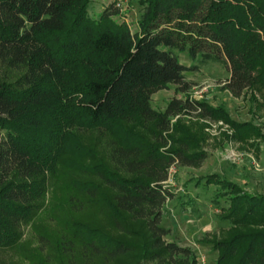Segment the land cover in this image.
I'll return each instance as SVG.
<instances>
[{"label":"trees","instance_id":"obj_1","mask_svg":"<svg viewBox=\"0 0 264 264\" xmlns=\"http://www.w3.org/2000/svg\"><path fill=\"white\" fill-rule=\"evenodd\" d=\"M93 1L0 0V249L31 264H196L161 226L170 168L206 159L179 121H230L188 96L157 111L152 96L188 92L178 52L221 64L233 97L253 90L264 104V0H140L136 32L114 6L92 17ZM230 124L238 140L261 136ZM200 184L226 199L223 220L264 225V196L216 175ZM212 244L215 264H264V231Z\"/></svg>","mask_w":264,"mask_h":264},{"label":"rangeland","instance_id":"obj_2","mask_svg":"<svg viewBox=\"0 0 264 264\" xmlns=\"http://www.w3.org/2000/svg\"><path fill=\"white\" fill-rule=\"evenodd\" d=\"M139 1L125 0L122 17H114L117 22H125L132 32L138 30L142 12ZM112 6V0H94L89 13L97 18L105 8ZM175 53L180 63L191 69L184 73V81L190 88L183 95L178 92V86L169 85L152 96L153 109L163 111L172 98L188 96L222 110L230 122L251 124L261 134L254 133L245 140H238L233 126L222 118L180 117V125L195 138L198 142L195 149L204 152L206 159L200 167L170 168L166 187L174 195L164 206L161 226L167 231L165 241L188 249L196 264H215L218 252L214 250L213 242L228 238L233 229L236 232L264 231V225L250 222L240 226L232 224L230 219L223 220L220 210L227 207L226 199L221 198L216 203V188L197 186L196 183L216 175L238 186L242 193L264 196V104L261 96L253 90L238 98L233 97L224 88L229 73L221 64L203 63L200 59L192 61L186 53ZM89 139L86 144H90ZM89 218H97L101 226L106 224L100 216L90 214ZM21 231L26 246L36 249L38 244L32 224L23 225ZM0 264L31 263L15 251L0 249ZM138 264L156 262L140 260Z\"/></svg>","mask_w":264,"mask_h":264},{"label":"built area","instance_id":"obj_3","mask_svg":"<svg viewBox=\"0 0 264 264\" xmlns=\"http://www.w3.org/2000/svg\"><path fill=\"white\" fill-rule=\"evenodd\" d=\"M112 1L114 8L118 10V16L122 17L125 0H112Z\"/></svg>","mask_w":264,"mask_h":264},{"label":"crops","instance_id":"obj_4","mask_svg":"<svg viewBox=\"0 0 264 264\" xmlns=\"http://www.w3.org/2000/svg\"><path fill=\"white\" fill-rule=\"evenodd\" d=\"M104 9V8H103ZM101 14V13H100Z\"/></svg>","mask_w":264,"mask_h":264}]
</instances>
